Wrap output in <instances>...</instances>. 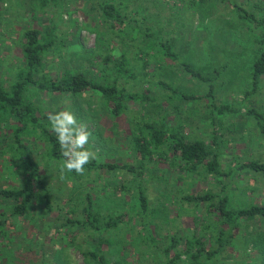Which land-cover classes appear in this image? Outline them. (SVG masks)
<instances>
[{"label":"rangeland","instance_id":"obj_1","mask_svg":"<svg viewBox=\"0 0 264 264\" xmlns=\"http://www.w3.org/2000/svg\"><path fill=\"white\" fill-rule=\"evenodd\" d=\"M122 1L127 4V11L138 10V19L144 18L146 25L158 32V38L170 40L182 60L208 79L202 82L192 78L178 60L158 55L151 42L133 40L131 33L120 39L104 23L97 7L92 9L90 0H59L47 6L38 0H3L0 77L14 78L21 59L19 41L23 29L47 23L55 27L62 42L47 57V70H81L100 80L114 72L111 62L102 63L103 57L110 55L117 60L124 52L134 76L127 80L121 77L119 81L128 91L145 93L151 99L132 102L115 117L96 93L78 97L39 93L32 98L43 112L55 114L69 109L79 122L85 123L92 133L86 147L96 153V161L137 167L138 160L128 147L130 133L142 119L155 122L164 117L173 127L180 126L188 140L201 138L208 146L213 144L214 127L218 125L221 139L218 156L223 170H230L238 162H264V134L257 125V116L243 111L254 108L264 116V75L255 87L251 76L255 56L264 50L260 30L239 19L230 0H209L206 4H194L191 0ZM232 1L257 16L264 14V0ZM141 43L145 47L142 51L148 54L137 55ZM139 58L147 61L144 69ZM214 69L217 76L212 73ZM159 81L201 98L172 100ZM209 89L211 94L206 92ZM210 102L229 108L211 119ZM33 149L41 174L48 175L49 194L53 196L51 208L36 200L30 216L1 221L0 264H87L83 252L94 248L96 240L92 232L63 221L71 207H77L78 212L87 191H91L103 213H124L128 221L107 235L111 244L105 254L110 262L118 264L162 263L164 256L156 245L168 243L172 235L180 237L181 248L185 238L200 239L204 245L210 243L208 232L214 228L210 223L216 218L207 212L206 205L184 200L187 194L217 192L226 185L230 205H264V172L239 170L232 177H214L205 175L200 168L190 172L184 161L168 157L157 165L147 162L142 177L125 169H113L75 179L67 173L62 177L61 171H56L55 162L43 155L44 143L37 142ZM6 155L7 159L0 158L1 187L17 181L12 172L16 166L6 169L11 163L10 153ZM139 183L144 185L148 212L152 210L144 220L155 244L145 236L147 231L144 234L141 230V211L135 201ZM38 193L42 195L40 188ZM7 208L0 198V211L7 213ZM68 215L74 217L73 213ZM0 219H3L1 212ZM236 235L234 245L216 253L211 264H264V220L243 222Z\"/></svg>","mask_w":264,"mask_h":264},{"label":"trees","instance_id":"obj_2","mask_svg":"<svg viewBox=\"0 0 264 264\" xmlns=\"http://www.w3.org/2000/svg\"><path fill=\"white\" fill-rule=\"evenodd\" d=\"M0 0V17L1 2ZM41 5L47 6L55 4L59 0H38ZM192 3L206 4L209 0H191ZM226 2V0H220ZM229 1V0H227ZM92 9L99 10L113 33L124 40V35L131 33L132 39L140 38L141 42H151L156 48L158 55H164L172 60H178L182 69L192 78H197L202 82L208 79L200 70L192 68L187 62L182 60L181 55L175 52L170 40L158 38V32L146 25L145 20L138 19V10L127 11V4L122 0H90ZM234 14L239 18L252 23L260 30V37L264 43V14L257 16L254 12L246 9L242 4L230 0ZM142 17V16H141ZM151 38L154 40L152 41ZM137 50V55L145 47L142 45ZM56 44H62L61 39L55 34L53 25L40 24L29 26L20 33V62L14 71V78L0 77V158L7 157L10 153L11 159L6 169L13 170L17 181L9 183L7 187L0 186V198L5 202L6 211H0L3 219L30 216V210L38 202H44L47 209L51 208L50 189L48 187V175L41 174L39 164L35 159L33 146L37 142L44 143L43 155L47 159L55 162L56 171H61L64 157L61 155L56 134L51 130L48 120V113L32 101L36 94H68L75 97L91 92L98 95V100L106 107L107 111L115 117L128 109L132 102H149L151 99L147 94H138L128 91L119 81L121 77L127 80L133 78V73L129 69L124 52L119 58L114 60L110 55H105L102 63H112L113 75L104 76L100 80L91 78L85 71L75 69H59L57 71L47 70V57L50 55ZM148 54L147 52H144ZM138 57V56H137ZM144 69L147 61L139 58ZM212 73L217 76L218 71ZM264 75V50H260L255 56L251 76L253 86L258 85ZM159 86L169 91L170 99L188 100L199 99L201 96H191L180 91L177 87L159 81ZM211 94V89L206 91ZM212 115H218L221 111L229 108L226 104L216 105L209 103ZM244 113L255 114L257 125L264 134V116L258 114L253 108L243 109ZM214 127L213 144L208 146L201 138L188 140L180 126L173 127L164 117L158 121L142 119L139 125L130 133L128 147L132 150L138 160V166L130 163L100 162L95 159L85 165L83 175H90L91 172L110 171L113 169H125L142 177L146 163L155 165L166 160L168 157H178L188 165V171L192 172L196 168L204 171L205 175L227 178L232 177L239 170H250L254 172H264V162L250 160L238 162L230 170H223L219 161L218 149L221 145L219 126ZM136 131V132H135ZM7 159V158H6ZM4 159V160H6ZM75 179L83 175L73 172H65ZM223 182V181H220ZM41 193H38V190ZM227 186L223 185L217 192H201L187 194L183 198L196 205H206V210L216 219L210 224L214 225L208 234L210 243H204L197 238H185L183 248L180 247V237L172 235L157 245L164 256V261L160 264H211V259L216 253H222L228 247L234 245L237 233L243 222L249 219L264 220V205H230ZM43 199V200H42ZM82 205L76 213L71 207L68 211L74 217L65 216L64 223L78 224L83 229L92 232L96 243L93 249L83 252L88 259L87 264H118L110 262L107 255V246L111 244V239L107 236L110 232L124 226V213H103L97 200L92 197L91 191H87L82 197ZM135 201L141 211V230L147 231L145 236L153 244L156 240L148 233V224L144 218L148 217V198L144 191L143 184H137V194ZM10 202V203H8ZM6 213V214H5ZM206 225L205 229L210 225ZM3 228V226H2ZM1 230L3 231V229ZM203 244V245H202ZM199 245V247H198ZM202 245V246H201Z\"/></svg>","mask_w":264,"mask_h":264},{"label":"clouds","instance_id":"obj_3","mask_svg":"<svg viewBox=\"0 0 264 264\" xmlns=\"http://www.w3.org/2000/svg\"><path fill=\"white\" fill-rule=\"evenodd\" d=\"M47 118L51 124V130L56 134L61 155L64 157L61 167L62 177L65 172L73 171L83 175L85 165L97 159L96 153L86 147L92 135L88 126L79 122L69 109L55 114L49 113Z\"/></svg>","mask_w":264,"mask_h":264}]
</instances>
